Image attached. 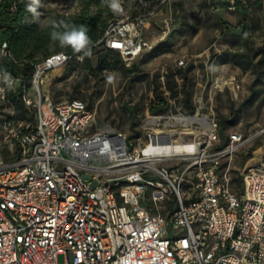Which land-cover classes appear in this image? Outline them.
<instances>
[{"label":"built area","instance_id":"2783aa9c","mask_svg":"<svg viewBox=\"0 0 264 264\" xmlns=\"http://www.w3.org/2000/svg\"><path fill=\"white\" fill-rule=\"evenodd\" d=\"M167 1L135 0L129 12L121 0L122 14L107 6L113 17L94 44L129 64L150 48L144 30ZM206 1L227 11L248 6ZM11 56L1 42L0 70ZM69 59L51 53L28 80L6 70L12 90L0 83V102L14 93L29 111L16 118L9 106L0 121V264H264V172L247 171L234 188L219 163L249 137L233 130L223 138L201 105L177 108L163 75L147 104L162 112H146L143 135L97 127L87 102L54 101L40 86ZM175 64L184 67V58ZM208 85L235 97L241 89L223 72L207 75Z\"/></svg>","mask_w":264,"mask_h":264},{"label":"rangeland","instance_id":"374dc122","mask_svg":"<svg viewBox=\"0 0 264 264\" xmlns=\"http://www.w3.org/2000/svg\"><path fill=\"white\" fill-rule=\"evenodd\" d=\"M105 1L41 0L40 15L33 17L30 13L29 20L48 29L60 15L75 17L86 11L106 17ZM124 1L129 12L134 9L135 0ZM246 8L227 11L223 7L212 8L206 0H168L144 30L143 36L150 48L129 64L114 69L107 67L94 76L85 66L84 55L79 54L82 57L76 58L67 77L60 79L64 68H56L42 76L40 86L54 101L78 98L87 102L95 111V126L109 124L133 136L144 134L139 125L147 111L162 112L147 105L149 91L160 84V77L164 76L166 86L167 80H180V89L174 88L178 91L177 108L192 113L201 105L200 112L214 117L218 123L222 117L226 120L225 136L239 130L249 137L232 157L219 159L220 171L229 167L233 187H239L247 171L264 172V2L248 0ZM254 52L257 53L255 61L263 57L258 75L253 66L244 67L247 57ZM103 53V48L96 46L87 56L92 69L97 67ZM179 58H184V67L176 66L175 61ZM132 63L139 69L135 75L130 69ZM183 72L189 82L194 107L191 112L185 106L181 91ZM217 72L238 78L241 89L236 97L228 89L214 92L210 91L209 85L204 89L207 75ZM201 93L202 101L199 102ZM9 109V105L0 102V121ZM177 131L183 130L178 127Z\"/></svg>","mask_w":264,"mask_h":264},{"label":"trees","instance_id":"16d2710c","mask_svg":"<svg viewBox=\"0 0 264 264\" xmlns=\"http://www.w3.org/2000/svg\"><path fill=\"white\" fill-rule=\"evenodd\" d=\"M25 0H0V43L7 42L8 47L11 51L12 56L5 59L4 66L6 70L19 73L28 80L37 62L41 61L46 56L55 52H65L70 55V59L62 66L64 71L61 73L60 79L67 77L71 69L74 67L77 55L83 53H74L70 47L61 48L58 42H53L50 38V33L53 31V27L48 29L40 28L36 23L31 22L29 19L30 13L25 10ZM247 10L246 6L242 7ZM105 9L107 12L106 17H102L100 13L88 14L86 11H82L75 17L58 16L54 21L59 24L63 21L69 25H84L89 31L88 35L92 41L90 45L91 51L96 47L94 44L97 39L102 35L105 27L107 26V19L113 17L112 12L107 8L105 1ZM55 30L63 31V27ZM244 36H246V29L244 28ZM245 38V37H244ZM247 43V41H245ZM249 45V43H247ZM104 53L99 57L98 65L95 69H92L88 63V55H84V63L87 70L97 76L103 69L110 68L114 69L117 66H124L125 63L122 60L120 54L117 51L103 49ZM257 53H252L247 57L244 67L253 66L256 75L259 74V66L263 62V57H260L255 61ZM134 75L138 72V66L132 63L131 68ZM182 79V92L184 93V103L188 111H193V105L191 103L189 82L186 80V73H182L180 76ZM176 82L174 79L167 80V87L171 90L173 95L178 93L174 89ZM7 105L12 106L15 111L16 118H26L29 113L28 109L24 106L18 95L11 93L9 95ZM127 110L129 106L125 107ZM133 111V110H132ZM129 111V112H132ZM224 118L222 117L219 125V130L223 138Z\"/></svg>","mask_w":264,"mask_h":264},{"label":"clouds","instance_id":"9594fccd","mask_svg":"<svg viewBox=\"0 0 264 264\" xmlns=\"http://www.w3.org/2000/svg\"><path fill=\"white\" fill-rule=\"evenodd\" d=\"M107 6L114 14H122L124 8L122 7L121 0H106ZM41 7V0H27L25 10L37 17L40 15L39 8ZM53 31L50 33V38L53 42H58L61 48L70 47L74 53H83V55H90V45L92 41L88 35L89 29L84 25H69L63 21H52ZM63 27V31L55 30ZM58 59H67L60 56ZM0 83H3L8 90L14 87V79L6 70H0ZM4 88H0V93L4 92Z\"/></svg>","mask_w":264,"mask_h":264},{"label":"bare ground","instance_id":"6f19581e","mask_svg":"<svg viewBox=\"0 0 264 264\" xmlns=\"http://www.w3.org/2000/svg\"><path fill=\"white\" fill-rule=\"evenodd\" d=\"M194 118H195V117H194ZM192 119H193V118H192ZM181 120H182V121H185L186 119H185V118H183V117H181ZM189 120H191V119H189Z\"/></svg>","mask_w":264,"mask_h":264}]
</instances>
